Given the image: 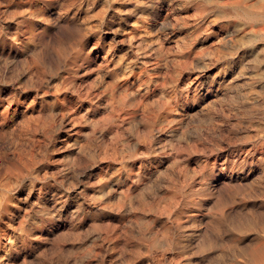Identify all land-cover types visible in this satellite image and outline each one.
I'll return each instance as SVG.
<instances>
[{"label":"rangeland","instance_id":"374dc122","mask_svg":"<svg viewBox=\"0 0 264 264\" xmlns=\"http://www.w3.org/2000/svg\"><path fill=\"white\" fill-rule=\"evenodd\" d=\"M168 1L169 2H167V0H0V27L2 29H0V34H2L0 35V137L2 138H0V157H2L0 158V264H146L147 262L148 264H196V262L197 264H202V262L206 260L207 261L203 264H206L208 262V264H255L259 260L260 256H264V236H262L264 235V229H262L264 228V19L259 20L258 18H248L242 12L243 8H245L248 9V11H250L251 13L259 15L263 11L264 1L235 0L234 2V0H224V2L223 0H206V4L205 2H203V0ZM119 2L121 5L119 4ZM260 3H262L263 5ZM234 4H236L237 6ZM134 6H136L137 8ZM256 9H259L260 11H256ZM123 22L125 23V25ZM135 23L137 26L135 25ZM103 24L105 27L103 26ZM75 25L77 27H75ZM218 25L221 28H219ZM235 27L237 28L236 30ZM72 28H74V30H72ZM252 28L254 29L252 30ZM203 29L206 30L203 31ZM199 32L201 33L199 34ZM138 33L142 36L138 35ZM192 33L194 36H192ZM226 33L227 35L230 34L228 37H231L226 38ZM232 33L235 34V36ZM130 34L133 36H131ZM248 34L251 36V38ZM150 35H152L153 38ZM244 36L248 38H245ZM59 37L61 40L59 39ZM135 37L139 38H137L136 40ZM192 37L193 39H191ZM236 37L237 39H235ZM253 37H256V39H253ZM82 38L83 40H81ZM249 38L251 41L249 40ZM257 38L259 41L257 40ZM99 39L101 40L98 41ZM127 41L129 42V44L127 43ZM138 41L140 43H137ZM154 41H157V43ZM215 41L219 43L221 42V47L219 46V43ZM144 42L146 43V45ZM191 42L194 43V45ZM141 43L142 45L140 46ZM151 43L154 45H152ZM213 43L215 45H212ZM65 44L67 45L65 46ZM105 45L106 47H104ZM139 46L140 48H138ZM199 46L201 48H199ZM202 46L204 48H202ZM245 46L247 47V50L245 49ZM161 47L162 49H160ZM61 48L63 52H61ZM107 48L108 50H110L108 51ZM137 49L138 51L140 50L141 53L138 52ZM221 50H223L224 53ZM60 52L62 54H60ZM123 52L125 53L124 55ZM59 54L61 58L57 57ZM223 55L225 58L221 57ZM137 56L140 58H138ZM238 56H240L241 58ZM125 58L127 60H125ZM130 58L132 62L130 61ZM33 59H35V61ZM26 60H28V62ZM70 60H73V62H71ZM151 61L153 63H151ZM154 61H156V63ZM162 61L165 63H163ZM103 62H105L106 64ZM147 62L148 64H146ZM200 63L202 64V67ZM28 64L30 65V67H27L29 66ZM66 64L68 65V67ZM152 64L153 66H155L153 67ZM158 65H160L159 68H157ZM206 66L208 68H210L211 66V68H207V70ZM203 67L205 69H203ZM27 69L31 70L29 71ZM123 69H125V71ZM92 70H94V73ZM138 71H140L141 73ZM146 71L149 74H147ZM123 73L125 76L123 75ZM26 74L30 75L28 76ZM139 75L141 76L140 80ZM126 76L129 77L126 78ZM195 78L197 79V81ZM189 79L192 81H189ZM153 80L155 81V83ZM3 81L6 84L4 83L3 85ZM59 83L61 86L59 85ZM16 84L17 88L15 87ZM103 84H106V86H104ZM188 84L191 88L188 86ZM99 85L101 86L99 87ZM108 85H110L109 88L107 87ZM103 87L105 88L103 89ZM85 88L88 89L84 90ZM95 88L97 91L94 90ZM46 90L47 93L45 92ZM74 90H76L77 93ZM156 90L159 91L156 92ZM136 91H138V93ZM134 92L135 94H132ZM97 93L100 97H97ZM123 93H125L126 95H123ZM141 93L144 95H142ZM20 94L21 96H19ZM110 96L111 99H109ZM133 96H136V98H133ZM121 97L122 99H126V102L123 101L124 105L120 100ZM134 99H136V101ZM54 100L56 101V103L52 102ZM170 100L174 101L171 102ZM12 102H14V104ZM26 105L28 106V108ZM117 107L119 108L117 109ZM88 108L91 109L89 110ZM91 110H94V112ZM106 110L109 111L108 114ZM145 110L148 112H146ZM82 111H84V113L86 114H84ZM69 113L72 114L69 115ZM129 113L132 115H130ZM33 114H36L37 117ZM145 114L149 116L147 117ZM77 115L80 117L82 116L83 118H80ZM141 115L143 117H141ZM84 116L87 118H85ZM151 116H153V119L151 118ZM31 117H34L35 120ZM67 119H69L70 122ZM149 119L151 122H149ZM25 120L27 123L25 122ZM114 121L116 122V124ZM22 122L24 124H22ZM65 122L68 124H66ZM105 123L106 125H104ZM22 126L24 129L22 128ZM31 126L33 129L31 128ZM19 127H21V129L24 131L20 130ZM26 127L30 129H26ZM163 127L165 128L163 129ZM16 130L18 132H16ZM33 130L35 131V135H33L34 133H32ZM40 131L41 133H39ZM65 132L67 133L65 134ZM122 132H124V136L121 135ZM51 134L53 135L51 136ZM19 135L23 138H20ZM153 136L154 138L156 137L155 140ZM169 136L172 138H170ZM26 137L28 141L26 140ZM139 137H141V139ZM150 138H152V140H150ZM38 139L42 142L40 141L39 143ZM133 139H135V141ZM20 140L23 141L20 142ZM48 140L50 141L48 142ZM146 140L147 142L145 143ZM148 141H150V144ZM25 142H28V145ZM17 143L19 144L17 145L18 147L16 146ZM46 143H50V146H47ZM88 143H91L93 147ZM25 144L27 146L24 147L23 145ZM40 146H47L46 148L49 147V149L46 150V148H40ZM86 146L90 147L87 148ZM93 148L94 151H92ZM24 149L25 153L23 152ZM69 149L71 152L69 151ZM120 149L122 154L120 153ZM14 150H17V153H15ZM39 150H41V153H39ZM122 150L125 152H123ZM18 151H20L21 154ZM139 152L141 155L139 154ZM28 155H31V157L29 158ZM139 155L140 157H138ZM3 156H9L8 159L10 161ZM18 157L22 159V161ZM79 157L81 160H79ZM100 157H102L104 160H102L101 158L100 161ZM155 157L157 158V160ZM13 160H15L14 162L16 163H14ZM2 161L4 162V164H2ZM56 161L59 162L56 163ZM63 161L66 163V165L65 163H63ZM205 162L207 163V165H205ZM183 164H185V166ZM3 165H6L7 167L5 168L3 167ZM116 165L120 168H118ZM202 165L204 166L202 167ZM23 166L25 167V169ZM127 166L129 167L128 170ZM168 166L171 168H169ZM191 167L194 168L192 169ZM166 169H169L170 171ZM27 171L29 172L26 173ZM71 171L74 172L72 173ZM110 172L112 173L111 175ZM197 172H201L200 174L198 173L199 177L197 175ZM76 173L77 177L75 175ZM167 173L170 174L168 175ZM92 174L95 175L93 176ZM39 175L42 176V178ZM1 180H3L4 182L2 181V183ZM155 180L156 183H154ZM82 181L84 182L82 183ZM141 181L143 183H141ZM116 182L119 185H117ZM8 183L10 184V186H8ZM110 184H112V186ZM139 184L142 185L140 186ZM43 185L44 187H42ZM175 185H178V187ZM190 185L192 186V188ZM35 187L37 191L35 190ZM5 188L7 189L5 190ZM69 188L72 189L69 190ZM58 189L61 191L59 192ZM201 189L202 191L201 193H199ZM117 191L122 195H119ZM172 193L176 194L172 195ZM208 193L210 195H208ZM169 194H171L172 196ZM200 194L201 196L198 197V195ZM12 196L15 197L12 198ZM203 196L206 199H204ZM101 198L103 199L101 200ZM55 199L59 203H56ZM66 200L68 202H66ZM175 200L179 203H176ZM185 201L190 204L184 206L187 204ZM136 202L137 204L139 202L140 205H136ZM77 203L78 205H76ZM58 204H60V206ZM176 205L178 206L176 207ZM34 206L36 208H34ZM38 207L42 208V210ZM25 209L27 212L25 211ZM86 209L89 211H87ZM114 210L116 211L114 212ZM101 211L103 212V214L101 213ZM31 213L34 214V216L31 215ZM196 214L197 216H193ZM120 216H123L124 218ZM128 216L130 217L131 222H129L130 220ZM205 217L207 218L206 220ZM212 217H215L217 219H212ZM9 219H11L12 221ZM16 219H18L17 222ZM21 219L23 221H21ZM29 220L32 223L29 222L28 225ZM214 221L219 222L216 223ZM112 223L117 225L114 226ZM199 223H201L203 229L201 228V225ZM91 224L92 227H90ZM217 224H222L223 226L219 225L218 227ZM163 225H165L166 227ZM206 225H210L211 228ZM125 226L128 228H126ZM26 227L27 229H25ZM159 227H161L162 229H160ZM17 228L20 229V232H18V230L16 231ZM122 228L123 230L121 233L120 229ZM203 230H205L206 232ZM221 230L223 231L221 232ZM189 231L191 235L189 234ZM202 231L205 233H203ZM27 233L29 236L27 235ZM128 233L129 236L127 235ZM223 234L227 237H225ZM1 235L3 236V239L1 238ZM81 235H83V237ZM61 236H64L62 237L63 239L60 238ZM130 236H132V239L129 238ZM133 236L136 238H134ZM17 237L19 240L17 239ZM70 237H72V239ZM103 237H105V239H102ZM121 237L122 239H120ZM260 237L263 239H261ZM58 239H60L59 243H57ZM50 240L53 241L50 242ZM225 240H227L228 243ZM182 241L185 243V245H187V247L183 245L184 243ZM223 241L225 243H222ZM64 243L65 245H63ZM97 243L99 244V246L96 245ZM193 243L195 244V246L193 245ZM56 244L57 246L55 247ZM58 245L61 246V248ZM140 245L141 248L139 247ZM123 246L125 248H123ZM260 246L263 248H261ZM46 247L49 250H46ZM98 247L101 248L99 249ZM144 248L146 249V251H144ZM56 251L59 253V256ZM6 252L8 253L4 254ZM43 252L46 253L43 254ZM83 252L86 254L83 255ZM176 252L178 253V256ZM222 252L224 253V255L222 254ZM80 254L83 255L84 258H81L82 256ZM47 255H49V257ZM124 255H126V257ZM224 256H226L229 260ZM182 257H185L187 260ZM51 258H55L56 260L54 259L55 261L53 260V262ZM125 258L128 259L126 260ZM49 259L52 263L49 261ZM160 259L162 260V262ZM109 261L111 263H109Z\"/></svg>","mask_w":264,"mask_h":264},{"label":"bare ground","instance_id":"6f19581e","mask_svg":"<svg viewBox=\"0 0 264 264\" xmlns=\"http://www.w3.org/2000/svg\"><path fill=\"white\" fill-rule=\"evenodd\" d=\"M118 1H120V0H118ZM180 1H181V0H180ZM182 1H183V0H182ZM184 1H185V0H184ZM223 1H224V0H223ZM228 1H229V0H228ZM240 1H241V0H240ZM251 1H253V0H251ZM254 1H257V0H254ZM263 1H264V0H263ZM263 1H262V2H263ZM165 2H166V1H165ZM167 2H169V1L167 0ZM188 2H189V1H188ZM203 2H205V4H206V0H205V1L203 0ZM219 2H221V1H219ZM224 2H225V1H224ZM234 2H235V0H234ZM102 3H103V2H102ZM125 3H126V2H125ZM144 3H145V2H144ZM150 3H151V2H150ZM196 3H197V2H196ZM209 3H210V2H209ZM245 3H246V2H245ZM249 3H250V2H249ZM251 3H252V2H251ZM253 3H255V2H253ZM119 4H120V2H119ZM133 4H134V3H133ZM133 4H132V5H133ZM147 4H148V3H147ZM198 4H199V3H198ZM218 4H219V3H218ZM220 4H221V3H220ZM232 4H233V3H232ZM260 4H262V3H260ZM101 5H102V4H101ZM104 5H105V4H104ZM120 5H121V4H120ZM193 5H194V4H193ZM234 5H236V4H234ZM234 5H233V6H234ZM245 5H246V4H245ZM248 5H249V4H248ZM262 5H263V4H262ZM102 6H103V5H102ZM114 6H115V5H114ZM122 6H123V5H122ZM154 6H155V5H154ZM156 6H157V5H156ZM216 6H217V5H216ZM236 6H237V5H236ZM251 6H252V5H251ZM120 7H121V6H120ZM134 7H136V6H134ZM151 7H152V6H151ZM221 7H222V6H221ZM246 7H247V6H246ZM261 7H262V6H261ZM263 7H264V6H263ZM136 8H137V7H136ZM152 8H153V7H152ZM203 8H204V7H203ZM228 8H230V7H228ZM251 8H252V7H251ZM253 8H256V7H253ZM125 9H126V8H125ZM115 10H117V9H115ZM145 10H146V9H145ZM148 10H151V9H148ZM158 10H159V9H158ZM201 11H203V10H201ZM256 11H260V10H259V9H256ZM261 11H262V10H261ZM133 12H134V10H133ZM142 12H143V11H142ZM150 12H151V11H150ZM156 12H157V11H156ZM156 12H155V13H156ZM242 12H243V14L246 15L248 18H249V17H250V18H258L259 20L264 19V8H263L262 13H260L259 15H255V14L251 13L250 11H248V9H245V8H243ZM195 13H196V12H195ZM110 14H111V13H110ZM157 14H158V13H157ZM117 15H118V14H117ZM151 15H152V14H151ZM199 15H200V14H199ZM201 15H202V14H201ZM100 16H101V15H100ZM111 16H112V15H111ZM135 16H136V15H135ZM152 16H153V15H152ZM224 17H225V16H224ZM70 18H71V17H70ZM101 18H102V17H101ZM110 18H111V17H110ZM121 18H122V17H121ZM219 18H220V17H219ZM71 19H72V18H71ZM99 19H100V18H99ZM156 19H157V18H156ZM110 20H111V19H110ZM157 20H158V19H157ZM219 20H220V19H219ZM251 20H252V19H251ZM105 21H106V20H105ZM107 21H108V20H107ZM119 21H121V20H119ZM81 22H82V21H81ZM90 22H91V21H90ZM133 22H134V21H133ZM133 22H132V23H133ZM136 22H137V21H136ZM154 22H155V21H154ZM230 22H231V21H230ZM78 23H79V22H78ZM95 23H96V22H95ZM97 23H98V22H97ZM120 23H121V22H120ZM123 23H124V22H123ZM158 23H159V22H158ZM249 23H250V22H249ZM252 23H253V22H252ZM105 24H106V23H105ZM130 24H131V23H130ZM155 24H156V23H155ZM227 24H228V23H227ZM81 25H82V24H81ZM124 25H125V23H124ZM132 25H133V24H132ZM135 25H136V23H135ZM151 25H152V24H151ZM220 25H221V24H220ZM225 25H226V24H225ZM233 25H234V23H233ZM235 25H236V24H235ZM9 26H10V25H9ZM91 26H92V25H91ZM103 26H104V24H103ZM136 26H137V25H136ZM157 26H158V25H157ZM4 27H5V26H4ZM68 27H69V26H68ZM75 27H77V26L75 25ZM104 27H105V26H104ZM126 27H128V26H126ZM130 27H131V26H130ZM218 27H219V25H218ZM233 27H234V26H233ZM250 27H251V26H250ZM108 28H109V27H108ZM115 28H116V27H115ZM120 28H121V27H120ZM122 28H123V27H122ZM219 28H221V27H219ZM225 28H226V26H225ZM0 29H1V27H0ZM70 29H71V28H70ZM77 29H78V28H77ZM139 29H140V27H139ZM232 29H234V28H232ZM236 29H237V28L235 27V30H236ZM240 29H241V28H240ZM243 29H245V28H243ZM246 29H247V28H246ZM253 29H254V28H252V30H253ZM257 29H258V28H257ZM257 29H256V30H257ZM1 30H2V29H1ZM16 30H17V29H16ZM72 30H74V28H72ZM81 30H82V29H81ZM83 30H84V29H83ZM89 30H90V29H89ZM122 30H123V29H122ZM132 30H133V29H132ZM137 30H138V29H137ZM137 30H136V31H137ZM186 30H187V29H186ZM204 30H206V29H203V31H204ZM219 30H220V29H219ZM6 31H7V30H6ZM17 31H18V30H17ZM96 31H98V30H96ZM134 31H135V30H134ZM145 31H146V30H145ZM188 31H189V30H188ZM207 31H208V30H207ZM207 31H206V32H207ZM228 31H229V30H228ZM245 31H247V30H245ZM80 32H81V31H80ZM113 32H114V31H113ZM140 32H141V31H140ZM222 32H223V31H222ZM230 32H231V31H230ZM241 32H242V31H241ZM253 32H254V31H253ZM7 33H8V32H7ZM12 33H13V31H12ZM82 33H83V32H82ZM82 33H81V34H82ZM129 33H130V32H129ZM143 33H144V32H143ZM184 33H185V31H184ZM188 33H190V32H188ZM193 33H194V32H193ZM193 33H192V36H194ZM200 33H201V32H199V34H200ZM234 33H235V32H234ZM18 34H19V33H18ZM90 34H91V33H90ZM90 34H89V35H90ZM150 34H151V33H150ZM232 34H233V33H232ZM237 34H238V33H237ZM244 34H245V33H244ZM262 34H263V33H262ZM0 35H2V34H0ZM82 35H83V34H82ZM95 35H96V34H95ZM105 35H106V34H105ZM117 35H118V34H117ZM130 35H131V34H130ZM130 35H129V36H130ZM138 35H140V34L138 33ZM138 35H137V36H138ZM143 35H144V34H143ZM183 35H184V34H183ZM186 35H188V34H186ZM190 35H191V34H190ZM205 35H206V33H205ZM224 35H225V34H224ZM224 35H223V36H224ZM226 35H227V33H226ZM229 35H230V34H229ZM229 35H227L226 38H227ZM233 35L235 36V34H233ZM248 35H249V34H248ZM253 35H254V34H253ZM16 36H17V35H16ZM18 36H19V35H18ZM84 36H85V35H84ZM127 36H128V35H127ZM131 36H133V35H131ZM131 36H130V37H131ZM134 36H135V35H134ZM140 36H142V35H140ZM150 36L152 37V35H150ZM155 36H156V35H155ZM208 36H209V35H208ZM246 36H247V35H246ZM249 36H250V35H249ZM3 37H4V36H3ZM10 37H11V36H10ZM68 37H69V36H68ZM71 37H72V36H71ZM125 37H126V36H125ZM144 37H145V36H144ZM151 37H150V38H151ZM185 37H186V36H185ZM195 37H196V36H195ZM199 37H200V36H199ZM230 37H231V36H230ZM230 37H228V38H230ZM244 37H245V36H244ZM7 38H8V37H7ZM79 38H80V36H79ZM83 38H84V37H83ZM83 38H82L81 40H83ZM95 38H96V37H95ZM95 38H94V39H95ZM120 38H121V37H120ZM137 38H139V37H137ZM137 38L135 37L136 40H137ZM150 38H149V39H150ZM152 38H153V37H152ZM157 38H158V37H157ZM202 38H203V37H202ZM245 38H248V37H245ZM250 38H251V36H250ZM250 38H249V40H250ZM254 38L256 39V37H253V39H254ZM5 39H6V38H5ZM59 39H60V37H59ZM96 39H97V38H96ZM110 39H111V38H110ZM126 39H127V38H126ZM129 39H130V38H129ZM145 39H147V38H145ZM191 39H193V37H192ZM191 39H189V40H191ZM205 39H206V38H205ZM215 39H216V38H215ZM223 39H224V38H223ZM235 39H237V37H236ZM235 39H234V40H235ZM10 40H11V39H10ZM18 40H19V39H18ZM60 40H61V39H60ZM100 40H101V39H99L98 41H100ZM111 40H112V39H111ZM131 40H132V39H131ZM138 40H139V39H138ZM142 40H143V39H142ZM208 40H209V39H208ZM226 40H227V39H226ZM230 40H231V39H230ZM257 40H258V38H257ZM14 41H15V40H14ZM79 41H80V40H79ZM117 41H118V40H117ZM128 41H129V40H128ZM128 41H127V43L129 44ZM202 41H203V39H202ZM235 41H236V40H235ZM246 41H247V39H246ZM250 41H251V40H250ZM252 41H253V40H252ZM258 41H259V40H258ZM10 42H12V41H10ZM119 42H120V40H119ZM119 42H118V43H119ZM145 42H146V41H145ZM145 42H144V43H145ZM149 42H150V41H149ZM154 42L157 43V41H154ZM154 42H152V43H154ZM192 42H193V41H192ZM192 42H191V43H192ZM211 42H212V41H211ZM215 42H217V41H215ZM215 42H214V43H215ZM242 42H243V41H242ZM244 42H245V41H244ZM248 42H249V41H248ZM64 43H65V42H64ZM98 43H99V42H98ZM98 43H97V44H98ZM101 43H102V42H101ZM114 43H115V42H114ZM124 43H125V42H124ZM134 43H135V42H134ZM137 43H140V42L138 41ZM152 43H151V44H152ZM206 43H207V42H206ZM214 43H213L212 45H215ZM217 43H219V42H217ZM228 43H229V42H228ZM237 43H238V42H237ZM245 43H246V42H245ZM245 43H244V45H245ZM15 44H16V42H15ZM61 44H62V42H61ZM110 44H111V43H110ZM110 44H109V45H110ZM119 44H120V43H119ZM158 44H159V43H158ZM192 44L194 45V43H192ZM209 44H210V43H209ZM220 44H221V42L219 43V46H220ZM224 44H225V43H224ZM232 44H233V43H232ZM251 44H252V43H251ZM63 45H64V44H63ZM66 45H67V44H65V46H66ZM68 45H69V44H68ZM91 45H92V44H91ZM94 45H95V44H94ZM94 45H93V46H94ZM141 45H142V43L140 44V46H141ZM145 45H146V43H145ZM152 45H154V44H152ZM216 45H217V44H216ZM235 45H236V44H235ZM60 46H61V45H60ZM116 46H117V45H116ZM135 46H136V45H135ZM140 46H139L138 48H140ZM160 46H161V44H160ZM238 46H239V44H238ZM254 46H255V45H254ZM98 47H99V45H98ZM100 47H101V46H100ZM104 47H106V45H105ZM143 47H145V46H143ZM150 47H152V46H150ZM212 47H213V46H212ZM220 47H221V46H220ZM241 47H242V45H241ZM263 47H264V46H263ZM108 48H109V47H108ZM108 48H107V50H108ZM110 48H111V47H110ZM115 48H116V47H115ZM120 48H121V47H120ZM125 48H126V47H125ZM136 48H137V47H136ZM136 48H135V49H136ZM148 48H149V47H148ZM189 48H190V47H189ZM192 48H193V47H192ZM199 48H201V47L199 46ZM199 48H198V50H199ZM202 48H204V47L202 46ZM227 48H228V47H227ZM233 48H234V47H233ZM252 48H254V47H252ZM56 49H57V48H56ZM94 49H95V48H94ZM142 49H143V48H142ZM153 49H154V47H153ZM160 49H162V47H161ZM179 49H180V48H179ZM179 49H178V50H179ZM186 49H187V48H186ZM196 49H197V48H196ZM245 49L247 50V47H246V46H245ZM245 49H244V51H245ZM58 50H59V48H58ZM61 50H62V48H61ZM61 50H60V51H61ZM68 50H69V49H68ZM86 50H87V48H86ZM105 50H106V49H105ZM109 50H110V49H109ZM109 50H108V51H109ZM189 50H190V49H189ZM225 50H226V48H225ZM225 50H224V51H225ZM72 51H73V50H72ZM97 51H98V50H97ZM137 51H138V49H137ZM137 51H136V52H137ZM149 51H150V50H149ZM151 51H152V50H151ZM192 51H193V50H192ZM221 51L223 52V50H221ZM227 51H228V50H227ZM241 51H242V50H241ZM61 52H63V50H62ZM61 52H60V54H62ZM64 52H65V51H64ZM69 52H70V51H69ZM105 52H106V51H105ZM110 52H111V51H110ZM131 52H132V51H131ZM133 52H135V51H133ZM138 52H140V50H139ZM155 52H156V51H155ZM157 52H158V51H157ZM222 52H221V53H222ZM232 52H233V51H232ZM248 52H249V51H248ZM250 52H251V51H250ZM28 53H29V52H28ZM86 53H87V52H86ZM119 53H120V52H119ZM119 53H118V54H119ZM126 53H127V51H126ZM140 53H141V52H140ZM184 53H186V52H184ZM184 53H183V54H184ZM218 53H219V52H218ZM221 53H220V54H221ZM223 53H224V52H223ZM227 53H228V52H227ZM56 54H57V50H56ZM60 54H59L58 56H57V55H56V56H57V57H60ZM67 54H68V53H67ZM72 54H73V53H72ZM124 54H125V53L123 52V55H124ZM150 54H151V53H150ZM158 54H159V53H158ZM160 54H161V53H160ZM162 54H163V53H162ZM27 55H28V54H27ZM79 55H80V53H79ZM105 55H106V54H105ZM110 55H111V54H110ZM120 55H121V54H120ZM145 55H148V54H145ZM191 55H193V54H191ZM215 55H216V54H215ZM23 56H24V55H23ZM61 56H62V55H61ZM116 56H117V55H116ZM135 56H136V55H135ZM156 56H157V55H156ZM187 56H188V55H187ZM200 56H201V55H200ZM230 56H231V55H230ZM57 57H56V58H57ZM76 57H77V55H76ZM89 57H90V56H89ZM102 57H103V56H102ZM137 57H138V56H137ZM145 57H146V56H145ZM151 57H153V56H151ZM185 57H186V56H185ZM217 57H218V56H217ZM221 57L223 58L224 55L221 56ZM227 57H228V56H227ZM238 57H240V56H238ZM238 57H237V58H238ZM26 58H27V57H26ZM60 58H61V57H60ZM62 58H63V57H62ZM73 58H75V57H73ZM110 58H111V57H110ZM123 58H124V57H123ZM131 58H132V57H131ZM131 58H130V61H131ZM138 58H140V57H138ZM163 58H164V56H163ZM189 58H190V57H189ZM196 58H197V57H196ZM224 58H225V57H224ZM240 58H241V57H240ZM240 58H239V59H240ZM50 59H51V58H50ZM63 59H64V58H63ZM70 59H72V58H70ZM99 59H100V58H99ZM134 59H135V58H134ZM146 59H147V58H146ZM212 59H213V58H212ZM214 59H215V57H214ZM219 59H220V58H219ZM19 60H20V59H19ZM28 60H29V59H28ZM28 60H26V61L28 62ZM33 60L35 61V59H33ZM60 60H61V59H60ZM66 60H67V59H66ZM74 60H75V59H74ZM110 60H111V59H110ZM125 60H127V59L125 58ZM128 60H129V59H128ZM152 60H153V59H152ZM155 60H156V59H155ZM157 60H158V59H157ZM217 60H218V59H217ZM222 60H223V59H222ZM17 61H18V60H17ZM22 61H23V60H22ZM30 61H31V60H30ZM38 61H39V60H38ZM55 61H56V60H55ZM55 61H54V62H55ZM70 61H71V60H70ZM100 61H101V60H100ZM103 61H104V60H103ZM149 61H150V60H149ZM235 61H236V60H235ZM62 62H63V60H62ZM65 62H66V61H65ZM71 62H73V60H72ZM95 62H96V61H95ZM114 62H115V61H114ZM124 62H126V61H124ZM131 62H132V61H131ZM154 62L156 63V61H154ZM162 62H163V61H162ZM162 62H161V64H162ZM211 62H212V61H211ZM68 63H69V62H68ZM103 63H105V62H103ZM117 63H118V61H117ZM149 63H150V62H149ZM151 63H153V62L151 61ZM163 63H165V62H163ZM204 63H205V62H204ZM56 64H57V62H56ZM73 64H74V63H73ZM97 64H98V63H97ZM99 64H100V63H99ZM101 64H102V62H101ZM105 64H106V63H105ZM137 64H138V63H137ZM137 64H136V65H137ZM146 64H148V62H147ZM146 64H145V65H146ZM213 64H214V63H213ZM234 64H235V63H234ZM28 65H29V64H28ZM66 65H67V64H66ZM80 65H81V63H80ZM103 65H104V64H103ZM107 65H108V64H107ZM118 65H119V64H118ZM126 65H127V64H126ZM126 65H124V66H126ZM128 65H129V64H128ZM200 65H201V67H202V64H201V63H200ZM34 66H36V65H34ZM69 66H70V64H69ZM105 66H106V65H105ZM108 66H109V65H108ZM114 66H115V65H114ZM116 66H117V65H116ZM121 66H122V65H121ZM129 66H130V65H129ZM132 66H133V65H132ZM152 66H153V64H152ZM154 66H155V65H154ZM154 66H153V67H154ZM159 66H160V65H158L157 68H159ZM204 66H205V65H204ZM211 66H212V64H211ZM211 66H210V68H211ZM27 67H30V65L27 66ZM31 67H32V66H31ZM54 67H55V65H54ZM67 67H68V65H67ZM71 67H72V65H71ZM85 67H86V66H85ZM142 67H143V66H142ZM213 67H215V66H213ZM217 67H218V66H217ZM221 67H222V66H221ZM36 68H37V67H36ZM105 68H106V67H105ZM122 68H123V67H122ZM135 68H136V67H135ZM143 68H144V67H143ZM163 68H164V66H163ZM207 68H208V67L206 66V69H207ZM210 68H208V69H210ZM219 68H220V67H219ZM33 69H34V67H33ZM52 69H54V68H52ZM62 69H63V68H62ZM95 69H96V68H95ZM95 69H94V70H95ZM110 69H112V68H110ZM126 69H127V67H126ZM140 69H141V68H140ZM140 69H139V70H140ZM146 69H147V68H146ZM150 69H151V68H150ZM203 69H205V68L203 67ZM208 69H207V70H208ZM216 69H217V68H216ZM27 70H29V69H27ZM30 70H31V69H30ZM30 70H29V71H30ZM39 70H40V69H39ZM75 70H77V69H75ZM79 70H80V69H79ZM94 70H92L93 73H94ZM114 70H115V68H114ZM123 70L125 71V69H123ZM135 70H137V69H135ZM201 70H202V69H201ZM207 70H206V71H207ZM71 71H72V70H71ZM98 71H99V70H98ZM100 71H101V70H100ZM124 71H123V72H124ZM199 71H200V70H199ZM138 72H140V71H138ZM138 72H137V73H138ZM152 72H153V71H152ZM155 72H156V71H155ZM157 72H159V71H157ZM160 72H161V71H160ZM202 72H203V71H202ZM219 72H220V70H219ZM32 73H33V72H32ZM32 73H31V75H32ZM35 73H36V72H35ZM43 73H44V72H43ZM68 73H69V72H68ZM72 73H73V72H72ZM87 73H88V72H87ZM128 73H129V72H128ZM140 73H141V72H140ZM146 73H147V71H146ZM162 73H163V72H162ZM208 73H209V72H208ZM41 74H42V73H41ZM55 74H56V73H55ZM82 74H83V72H82ZM90 74H91V72H90ZM101 74H102V73H101ZM120 74H122V73H120ZM125 74H126V73H125ZM147 74H149V73H147ZM197 74H198V73H197ZM205 74H206V73H205ZM216 74H217V73H216ZM221 74H222V73H221ZM26 75H28V74H26ZM29 75H30V74H29ZM29 75H28V76H29ZM80 75H81V74H80ZM84 75H85V74H84ZM88 75H89V74H88ZM94 75H95V74H94ZM118 75H119V74H118ZM123 75H124V73H123ZM142 75H143V74H142ZM157 75H158V73H157ZM161 75H162V74H161ZM161 75H160V76H161ZM212 75H214V74H212ZM219 75H220V73H219ZM34 76H35V75H34ZM66 76H67V74H66ZM70 76H72V75H70ZM76 76H77V75H76ZM76 76H75V77H76ZM119 76H120V75H119ZM124 76H125V75H124ZM132 76H133V75H132ZM137 76H138V75H137ZM143 76H144V75H143ZM153 76H154V75H153ZM199 76H200V75H199ZM224 76H225V75H224ZM62 77H63V76H62ZM62 77H61V78H62ZM64 77H65V76H64ZM77 77H78V76H77ZM97 77H98V76H97ZM97 77H96V78H97ZM99 77H100V76H99ZM103 77H104V75H103ZM127 77H129V76H126V78H127ZM140 77H141V76L139 75V80H140ZM34 78H35V77H34ZM34 78H33V80H34ZM45 78H46V77H45ZM45 78H44V79H45ZM71 78H72V77H71ZM80 78H81V77H80ZM101 78H102V77H101ZM116 78H117V77H116ZM136 78H137V77H136ZM159 78H160V77H159ZM197 78H198V77H197ZM216 78H217V77H216ZM54 79H55V78H54ZM73 79H75V78H73ZM73 79H72V80H73ZM103 79H104V78H103ZM153 79H154V78H153ZM160 79H161V78H160ZM160 79H159V80H160ZM191 79H192V78H191ZM195 79H196V78H195ZM212 79H213V78H212ZM20 80H21V79H20ZM36 80H37V79H36ZM36 80H35V81H36ZM51 80H52V79H51ZM72 80H71V81H72ZM94 80H95V79H94ZM115 80H116V79H115ZM120 80H121V79H120ZM156 80H157V79H156ZM213 80H214V79H213ZM37 81H38V80H37ZM90 81H91V80H90ZM99 81H100V80H99ZM102 81H103V80H102ZM123 81H124V80H123ZM137 81H138V80H137ZM142 81H143V80H142ZM153 81H154V80H153ZM189 81H192V80L189 79ZM194 81H195V80H194ZM194 81H193V82H194ZM196 81H197V79H196ZM196 81H195V82H196ZM23 82H24V81H23ZM33 82H34V81H33ZM40 82H41V81H40ZM49 82H50V81H49ZM49 82H48V83H49ZM66 82H67V81H66ZM92 82H93V80H92ZM97 82H98V81H97ZM114 82H115V81H114ZM114 82H113V83H114ZM121 82H122V81H121ZM121 82H120V83H121ZM125 82H126V81H125ZM4 83H5V82L3 81V85H4ZM8 83H9V82H8ZM21 83H22V82H21ZM37 83H38V82H37ZM62 83H63V82H62ZM85 83H86V82H85ZM99 83H100V82H99ZM116 83H117V82H116ZM129 83H131V82H129ZM134 83H135V82H134ZM141 83H142V82H141ZM154 83H155V81H154ZM190 83H191V82H190ZM198 83H199V82H198ZM213 83H214V82H213ZM216 83H217V82H216ZM221 83H222V82H221ZM221 83H220V84H221ZM5 84H6V83H5ZM18 84H19V82H18ZM49 84H50V83H49ZM71 84H72V83H71ZM97 84H98V83H97ZM111 84H112V83H111ZM159 84H160V82H159ZM159 84H158V85H159ZM162 84H163V83H162ZM162 84H161V85H162ZM13 85H14V84H13ZM59 85H60V83H59ZM62 85H63V84H62ZM81 85H82V84H81ZM103 85H104V84H103ZM133 85H134V84H133ZM155 85H156V84H155ZM197 85H198V84H197ZM221 85H222V84H221ZM32 86H33V85H32ZM36 86H37V85H36ZM36 86H35V87H36ZM39 86H40V85H39ZM56 86H57V85H56ZM60 86H61V85H60ZM74 86H75V85H74ZM100 86H101V85H99V87H100ZM104 86H106V84H105ZM109 86H110V85H108L107 87L109 88ZM111 86H112V85H111ZM139 86H140V85H139ZM162 86H163V85H162ZM186 86H187V85H186ZM188 86H189V84H188ZM4 87H5V86H4ZM15 87L17 88V84H16ZM35 87H34V88H35ZM44 87H45V86H44ZM83 87H84V86H83ZM85 87H86V86H85ZM112 87H113V86H112ZM119 87H120V86H119ZM128 87H129V86H128ZM135 87H136V86H135ZM154 87H155V86H154ZM160 87H161V86H160ZM189 87H190V86H189ZM198 87H199V86H198ZM198 87H197V88H198ZM6 88H7V87H6ZM34 88H32V89H34ZM52 88H53V87H52ZM52 88H51V90H52ZM69 88H70V87H69ZM92 88H93V87H92ZM97 88H98V86H97ZM104 88H105V87H103V89H104ZM139 88H140V87H139ZM164 88H165V87H164ZM183 88H184V87H183ZM190 88H191V87H190ZM217 88H218V87H217ZM10 89H11V88H10ZM24 89H25V88H24ZM38 89H39V87H38ZM72 89H73V88H72ZM78 89H79V88H78ZM87 89H88V88H87ZM87 89L85 88L84 90H87ZM101 89H102V88H101ZM110 89H111V87H110ZM125 89H126V88H125ZM136 89H137V88H136ZM148 89H149V88H148ZM162 89H163V87H162ZM185 89H186V88H185ZM222 89H223V88H222ZM222 89H220V90H222ZM21 90H22V89H21ZM28 90H29V89H28ZM44 90H45V89H44ZM82 90H83V89H82ZM82 90H81V91H82ZM94 90H96V88H95ZM99 90H100V89H99ZM114 90H116V89H114ZM117 90H118V89H117ZM132 90H133V89H132ZM160 90H161V89H160ZM190 90H191V89H190ZM4 91H5V90H4ZM74 91L77 93L76 90H74ZM81 91H80V92H81ZM96 91H97V90H96ZM109 91H110V90H109ZM119 91H120V90H119ZM119 91H118V92H119ZM129 91H130V89H129ZM158 91H159V90H158ZM158 91L156 90V92H158ZM10 92H11V91H10ZM17 92H18V90H17ZM39 92H40V91H39ZM43 92H44V91H43ZM45 92L47 93V90H46ZM72 92H73V91H72ZM83 92H84V91H83ZM94 92H95V91H94ZM98 92H99V91H98ZM112 92H114V91H112ZM131 92H132V91H131ZM136 92L138 93V91H136ZM139 92H140V89H139ZM219 92H220V91H219ZM1 93H2V92H1ZM14 93H15V92H14ZM41 93H42V92H41ZM92 93H93V92H92ZM92 93H91V95H92ZM95 93H96V92H95ZM100 93H101V92H100ZM121 93H122V91H121ZM137 93H136V94H137ZM207 93H208V92H207ZM16 94H17V93H16ZM51 94H52V93H51ZM74 94H75V93H74ZM80 94H81V93H80ZM97 94H98V93H97ZM101 94H102V93H101ZM105 94H106V93H105ZM108 94H109V93H108ZM112 94H114V93H112ZM124 94H125V93H123V95H124ZM132 94H135V92L132 93ZM141 94H142V93H141ZM150 94H151V93H150ZM24 95H25V94H24ZM34 95H35V93H34ZM38 95H39V94H38ZM62 95H63V94H62ZM62 95H61V97H62ZM78 95H79V94H78ZM118 95H119V94H118ZM121 95H122V94H121ZM125 95H126V94H125ZM142 95H144V94H142ZM147 95H148V94H147ZM12 96H13V95H12ZM19 96H21V94H20ZM19 96H18V97H19ZM28 96H29V95H28ZM67 96H68V95H67ZM82 96H83V95H82ZM82 96H81V97H82ZM86 96H88V95H86ZM108 96H109V95H108ZM112 96H113V95H112ZM22 97H23V96H22ZM50 97H51V96H50ZM95 97H96V96H95ZM97 97H100L99 94H98ZM117 97H118V96H117ZM131 97H132V96H131ZM134 97L136 98V96H133V98H134ZM144 97H145V96H144ZM32 98H33V96H32ZM51 98H52V97H51ZM74 98H75V97H74ZM101 98H102V97H101ZM11 99H12V98H11ZM16 99H17V98H16ZM30 99H31V98H30ZM44 99H45V98H44ZM53 99H54V98H53ZM84 99H85V98H84ZM109 99H111V96H110ZM123 99H124V98H123ZM123 99H122V97H121V99H120V100L122 101V103H123V101L126 100V99H124V100H123ZM139 99H140V98H139ZM172 99H173V97H172ZM0 100H1V99H0ZM38 100H39V99H38ZM68 100H69V99H68ZM81 100H82V99H81ZM92 100H93V99H92ZM94 100H95V99H94ZM96 100H97V99H96ZM101 100H102V99H101ZM103 100H104V99H103ZM134 100L136 101V99H134ZM134 100H133V101H134ZM175 100H176V99H175ZM3 101H4V100H3ZM9 101H11V100H9ZM17 101H18V100H17ZM32 101H33V100H32ZM40 101H42V100H40ZM90 101H91V100H90ZM111 101H112V100H111ZM145 101H146V100H145ZM170 101H171V100H170ZM172 101H174V100H172ZM172 101H171V102H172ZM15 102H16V101H15ZM44 102H45V101H44ZM52 102L56 103L55 100L52 101ZM79 102H80V101H79ZM97 102H98V101H97ZM108 102H109V100H108ZM108 102H107V103H108ZM119 102H120V101H119ZM125 102H126V101H125ZM141 102H142V101H141ZM10 103H11V102H10ZM12 103L14 104V102H12ZM34 103H35V102H34ZM42 103H43V102H42ZM49 103H50V102H49ZM80 103H81V102H80ZM82 103H83V102H82ZM86 103H87V102H86ZM139 103H140V102H139ZM6 104H7V103H6ZM57 104H58V103H57ZM91 104H92V103H91ZM95 104H96V103H95ZM105 104H106V103H105ZM128 104H129V102H128ZM133 104H134V103H133ZM137 104H138V103H137ZM144 104H145V103H144ZM10 105H11V104H10ZM27 105H28V104H27ZM27 105H26V106H27ZM58 105H59V104H58ZM76 105H77V104H76ZM97 105H98V104H97ZM97 105H96V106H97ZM112 105H113V104H112ZM112 105H111V106H112ZM119 105H121V104H119ZM119 105H117V106H119ZM123 105H124V103H123ZM125 105H126V104H125ZM135 105H136V104H135ZM5 106H6V105H5ZM7 106H9V105H7ZM31 106H32V105H31ZM31 106H30V107H31ZM37 106H38V105H37ZM59 106H60V105H59ZM77 106H78V105H77ZM79 106H80V105H79ZM107 106H108V105H107ZM142 106H143V105H142ZM11 107H12V106H11ZM91 107H92V106H91ZM112 107H113V106H112ZM112 107H111V110H112ZM134 107H135V106H134ZM140 107H141V106H140ZM143 107H144V106H143ZM146 107H147V106H146ZM172 107H173V106H172ZM0 108H1V107H0ZM3 108H4V107H3ZM13 108H14V107H13ZM27 108H28V106H27ZM34 108H35V107H34ZM63 108H65V107H63ZM76 108H78V107H76ZM96 108H98V107H96ZM101 108H102V107H101ZM118 108H119V107H117V109H118ZM8 109H9V108H8ZM15 109H16V108H15ZM41 109H42V108H41ZM70 109H71V108H70ZM73 109H74V108H73ZM79 109H80V108H79ZM88 109H89V108H88ZM88 109H87V110H88ZM90 109H91V108H90ZM90 109H89V110H90ZM113 109H114V108H113ZM123 109H124V108H123ZM132 109H133V108H132ZM172 109H173V108H172ZM3 110H4V109H3ZM24 110H25V109H24ZM56 110H57V109H56ZM60 110H61V109H60ZM71 110H72V109H71ZM81 110H82V109H81ZM100 110H101V109H100ZM119 110H120V109H119ZM136 110H138V109H136ZM140 110H142V109H140ZM146 110H147V109H146ZM146 110H145V111H146ZM30 111H31V110H30ZM36 111H37V110H36ZM67 111H68V110H67ZM91 111L94 112V110H91ZM106 111H107V110H106ZM114 111H116V110H114ZM121 111H122V110H121ZM148 111H149V109H148ZM148 111H146V112H148ZM171 111H172V110H171ZM10 112H11V111H10ZM13 112H14V111H13ZM15 112H16V111H15ZM40 112H41V111H40ZM50 112H51V111H50ZM64 112H65V111H64ZM71 112H72V111H71ZM82 112L84 113V111H82ZM85 112H86V111H85ZM102 112H103V111H102ZM108 112H109V111H107V114H108ZM117 112H118V111H117ZM142 112H143V111H142ZM7 113H8V112H7ZM42 113H43V112H42ZM88 113H90V112H88ZM97 113H98V112H97ZM110 113H111V112H110ZM119 113H120V112H119ZM149 113H150V111H149ZM54 114H55V113H54ZM63 114H64V113H63ZM67 114H68V113H67ZM67 114H66V115H67ZM70 114H72V113H69V115H70ZM75 114H76V112H75ZM81 114H82V113H81ZM81 114H80V115H81ZM84 114H86V113H84ZM91 114H92V113H91ZM91 114H90V115H91ZM103 114H104V113H103ZM103 114H102V115H103ZM111 114H112V113H111ZM129 114H130V113H129ZM140 114H141V113H140ZM153 114H154V113H153ZM153 114H152V115H153ZM33 115H34V114H33ZM43 115H44V114H43ZM45 115H46V114H45ZM66 115H65V116H66ZM82 115H83V114H82ZM94 115H95V114H94ZM96 115H97V114H96ZM109 115H110V114H109ZM122 115H123V114H122ZM126 115H128V114H126ZM130 115H132V114H130ZM145 115H146V114H145ZM155 115H156V114H155ZM166 115H167V114H166ZM9 116H10V115H9ZM28 116H29V114H28ZM34 116H36V114H35ZM56 116H57V115H56ZM77 116H78V115H77ZM100 116H101V115H100ZM100 116H97V117H100ZM124 116H125V115H124ZM146 116H147V115H146ZM148 116H149V115H148ZM148 116H147V117H148ZM36 117H37V116H36ZM49 117H50V116H49ZM59 117H60V116H59ZM73 117H74V115H73ZM78 117H80V116H78ZM81 117H82V116H81ZM81 117H80V118H81ZM84 117H85V116H84ZM91 117H92V116H91ZM91 117H90V118H91ZM127 117H128V116H127ZM134 117H135V116H134ZM141 117H143V116L141 115ZM147 117H146V118H147ZM152 117H153V116H151V118H152ZM156 117H157V116H156ZM161 117H162V116H161ZM28 118H29V117H28ZM31 118H32V117H31ZM31 118H30V119H31ZM33 118H34V117H33ZM33 118H32V119H33ZM42 118H43V117H42ZM53 118H55V117H53ZM53 118H52V119H53ZM62 118H65V117H62ZM75 118H76V117H75ZM82 118H83V117H82ZM85 118H87V117H85ZM116 118H117V117H116ZM125 118H126V117H125ZM128 118H129V117H128ZM128 118H127V119H128ZM144 118H145V117H144ZM144 118H143V120H144ZM151 118H150V119H151ZM170 118H171V117H170ZM8 119H9V118H8ZM30 119H29V120H30ZM39 119H40V118H39ZM39 119H38V120H39ZM58 119H59V118H58ZM69 119H70V118H69ZM69 119H67V120H69ZM72 119H73V118H72ZM93 119H94V118H93ZM127 119H126V120H127ZM129 119H130V118H129ZM141 119H142V118H141ZM141 119H138V120H141ZM150 119H149V122H151ZM152 119H153V118H152ZM163 119H164V118H163ZM165 119H166V118H165ZM34 120H35V118H34ZM76 120H77V119H76ZM98 120H99V119H98ZM23 121H24V120H23ZM51 121H52V120H51ZM54 121H55V120H54ZM81 121H82V120H81ZM84 121H85V120H84ZM115 121H116V120H115ZM115 121H114V122H115ZM117 121H118V120H117ZM145 121H146V120H145ZM159 121H160V120H159ZM9 122H10V121H9ZM20 122H21V121H20ZM25 122H26V120H25ZM32 122H33V121H32ZM57 122H58V121H57ZM69 122H70V120H69ZM71 122H72V121H71ZM74 122H75V121H74ZM123 122H124V121H123ZM26 123H27V122H26ZM28 123H29V122H28ZM34 123H36V122H34ZM50 123H51V122H50ZM52 123H53V122H52ZM65 123H66V122H65ZM99 123H100V122H99ZM103 123H104V121H103ZM108 123H109V121H108ZM142 123H143V121H142ZM146 123H147V122H146ZM154 123H155V122H154ZM157 123H158V122H157ZM159 123H160V122H159ZM14 124H16V123H14ZM22 124H24V123L22 122ZM22 124H21V125H22ZM29 124H30V123H29ZM39 124H40V123H39ZM53 124H54V123H53ZM66 124H68V123H66ZM69 124H70V123H69ZM115 124H116V122H115ZM21 125H20V126H21ZM26 125H27V124H26ZM36 125H38V124H36ZM41 125H42V124H41ZM48 125H50V124H48ZM76 125H77V124H76ZM104 125H106V123H105ZM142 125H143V124H142ZM23 126H25V125H23ZM23 126H22V128H23ZM60 126H61V125H60ZM60 126H59V127H60ZM69 126H70V125H69ZM86 126H87V125H86ZM116 126H118V125H116ZM126 126H127V125H126ZM139 126H140V125H139ZM139 126H137V127H139ZM42 127H43V126H42ZM42 127H41V129H42ZM47 127H49V126H47ZM47 127H45V128H47ZM54 127H55V126H54ZM56 127H57V126H56ZM77 127H78V126H77ZM81 127H82V126H81ZM120 127H121V126H120ZM17 128H18V127H17ZM19 128H20V130H22L21 127H19ZM27 128H28V127H26V129H27ZM31 128H32V126H31ZM39 128H40V127H39ZM70 128H71V127H70ZM87 128H88V127H87ZM123 128H124V127H123ZM125 128H126V127H125ZM141 128H142V127H141ZM143 128H144V127H143ZM164 128H165V127H163V129H164ZM23 129H24V128H23ZM26 129H25V130H26ZM28 129H30V128H28ZM32 129H33V128H32ZM52 129H53V128H52ZM66 129H68V128H66ZM94 129H95V128H94ZM172 129H173V128H172ZM17 130H18V129H17ZM17 130H16V132H18ZM39 130H40V129H39ZM43 130H45V129H43ZM53 130H54V129H53ZM63 130H64V129H63ZM87 130H88V129H87ZM107 130H108V128H107ZM107 130H106V131H107ZM116 130H117V129H116ZM116 130H115V131H116ZM145 130H146V129H145ZM154 130H157V129H154ZM159 130H161V129H159ZM22 131H24V130H22ZM29 131H30V130H29ZM88 131H89V130H88ZM122 131H123V129H122ZM143 131H144V130H143ZM172 131H174V130H172ZM30 132H31V131H30ZM34 132H35V131L33 130L32 133H34ZM49 132H50V130H49ZM51 132H52V131H51ZM68 132H69V131H68ZM91 132H92V130H91ZM104 132H105V131H104ZM107 132H108V131H107ZM109 132H110V131H109ZM116 132H117V131H116ZM116 132H114V133H116ZM118 132H119V131H118ZM150 132H151V131H150ZM1 133H2V132H1ZM12 133H13V132H12ZM27 133H28V132H27ZM39 133H41V131H40ZM42 133H43V132H42ZM66 133H67V132H65V134H66ZM71 133H74V132H71ZM89 133H90V132H89ZM97 133H98V132H97ZM120 133H121V132H120ZM123 133H124V132H122L121 135L124 136ZM131 133H132V131H131ZM145 133H146V131H145ZM145 133H144V134H145ZM152 133H153V132H152ZM155 133H156V132H155ZM157 133H158V132H157ZM177 133H178V132H177ZM179 133H180V132H179ZM6 134H7V133H6ZM14 134H15V133H14ZM18 134H20V133H18ZM23 134H24V133H23ZM29 134H30V133H29ZM68 134H69V133H68ZM75 134H76V133H75ZM80 134H81V132H80ZM99 134H100V133H99ZM129 134H130V133H129ZM139 134H140V131H139ZM149 134H150V133H149ZM168 134H169V133H168ZM174 134H176V133H174ZM180 134H181V133H180ZM180 134H179V135H180ZM15 135H16V134H15ZM25 135H26V134H25ZM33 135H35V133H34ZM43 135H44V134H43ZM45 135H46V134H45ZM49 135H50V134H49ZM49 135H47V136H49ZM52 135H53V134H51V136H52ZM76 135H77V134H76ZM112 135H113V134H112ZM126 135H127V134H126ZM142 135H143V133H142ZM159 135H160V133H159ZM1 136H2V135H1ZM8 136H9V135H8ZM12 136H13V135H12ZM19 136H20V135H19ZM28 136H29V135H28ZM51 136H50V137H51ZM55 136H56V135H55ZM100 136H101V135H100ZM102 136H103V135H102ZM105 136H106V135H105ZM133 136H134V135H133ZM151 136H152V135H151ZM162 136H163V135H162ZM162 136H161V137H162ZM16 137H17V135H16ZM32 137H33V136H32ZM61 137H62V136H61ZM66 137H67V136H66ZM69 137H70V136H69ZM76 137H77V136H76ZM83 137H84V136H83ZM125 137H126V136H125ZM135 137H136V136H135ZM144 137H145V136H144ZM148 137H149V136H148ZM167 137H168V136H167ZM169 137H170V136H169ZM0 138H1V137H0ZM6 138H7V137H6ZM17 138H18V137H17ZM20 138H23V137L20 136ZM24 138H25V137H24ZM36 138H37V136H36ZM77 138H78V137H77ZM77 138H76V139H77ZM97 138H98V137H97ZM101 138H102V137H101ZM126 138H127V137H126ZM139 138L141 139V137H139ZM153 138H154V136H153ZM155 138H156V137H155ZM155 138H154V140H155ZM157 138H158V137H157ZM170 138H172V137H170ZM173 138H174V137H173ZM1 139H2V138H1ZM7 139H8V138H7ZM12 139H13V138H12ZM28 139H29V138H28ZM47 139H49V138H47ZM47 139H45V140H47ZM64 139H66V138H64ZM84 139H85V138H84ZM106 139H107V137H106ZM114 139H115V138H114ZM3 140H5V139H3ZM3 140H2V141H3ZM13 140H14V139H13ZM16 140H17V139H16ZM26 140H27V137H26ZM31 140H32V139H31ZM36 140H37V139H36ZM67 140H68V139H67ZM133 140L135 141V139H133ZM150 140H152V138H150ZM156 140H157V139H156ZM158 140H159V139H158ZM164 140H166V139H164ZM9 141H10V140H9ZM22 141H23V140H22ZM22 141L20 140V142H22ZM27 141H28V140H27ZM38 141H39V143H40L41 140L38 139ZM49 141H50V140H48V142H49ZM55 141H56V140H55ZM55 141H54V142H55ZM60 141H61V139H60ZM85 141H86V140H85ZM5 142H6V141H5ZM16 142H17V141H16ZM31 142H32V141H31ZM36 142H37V141H36ZM41 142H42V141H41ZM51 142H52V141H51ZM51 142H50V143H51ZM76 142H77V141H76ZM76 142H75V143H76ZM102 142H103V140H102ZM104 142H105V140H104ZM126 142H127V141H126ZM132 142H133V141H132ZM146 142H147V140L145 141V143H146ZM148 142H149V144H150V141H148ZM18 143H19V142H18ZM18 143L16 144V146L19 145ZM23 143H24V142H23ZM25 143L28 145V142H25ZM29 143H30V142H29ZM32 143H33V142H32ZM37 143H38V142H37ZM50 143H48V144L46 143L47 146H48ZM67 143H68V142H67ZM79 143H80V142H79ZM83 143H84V142H83ZM94 143H95V142H94ZM117 143H118V142H117ZM1 144H2V143H1ZM9 144H10V143H9ZM26 144L23 145V146H24V147L27 146ZM34 144H35V143H34ZM41 144H43V143H41ZM55 144H56V143H55ZM64 144H66V143H64ZM69 144H70V143H69ZM88 144H91V143H88ZM126 144H128V143H126ZM44 145H45V144H44ZM58 145H59V144H58ZM91 145H92V144H91ZM98 145H99V144H98ZM114 145H115V144H114ZM119 145H120V144H119ZM131 145H132V144H131ZM163 145H164V144H163ZM4 146H5V145H4ZM36 146H37V145H36ZM36 146H35V147H36ZM47 146H46V147H47ZM49 146H50V145H49ZM55 146H56V145H55ZM55 146H54V147H55ZM67 146H68V145H67ZM121 146H122V145H121ZM126 146H127V145H126ZM152 146H153V145H152ZM161 146H162V145H161ZM12 147H13V146H12ZM17 147H18V146H17ZM30 147H31V146H30ZM42 147H43V146H40V148H42ZM46 147H43V148H46ZM56 147H57V146H56ZM71 147H72V146H71ZM86 147H87V146H86ZM89 147H90V146H89ZM89 147H87V148H89ZM92 147H93V145H92ZM94 147H95V146H94ZM116 147H117V146H116ZM134 147H135V145H134ZM143 147H144V146H143ZM36 148H37V147H36ZM125 148H126V147H125ZM128 148H129V147H128ZM136 148H137V147H136ZM136 148H134V149H136ZM164 148H165V147H164ZM20 149H21V148H20ZM22 149H23V148H22ZM47 149H49V147L46 148V150H47ZM57 149H59V148H57ZM62 149H63V148H62ZM64 149H66V148H64ZM70 149H71V148H70ZM70 149H69V151H70ZM115 149H116V148H115ZM123 149H124V148H123ZM143 149H144V148H143ZM2 150H3V149H2ZM30 150H31V149H30ZM32 150H33V149H32ZM37 150H38V149H37ZM43 150H44V149H43ZM54 150H55V149H54ZM124 150H125V149H124ZM126 150H127V149H126ZM161 150H162V149H161ZM14 151H15V150H14ZM16 151H17V150H16ZM16 151H15V153H17ZM22 151H23V150H22ZM35 151H36V150H35ZM39 151H40L39 153H41V150H39ZM60 151H61V149H60ZM60 151H59V152H60ZM69 151H68V152H69ZM73 151H74V150H73ZM73 151H72V152H73ZM92 151H94V148L92 149ZM122 151H123V150H122ZM134 151H135V150H134ZM156 151H157V150H156ZM1 152H2V151H1ZM5 152H6V151H5ZM18 152H20V151H18ZM23 152L25 153V149H24ZM30 152H31V151H30ZM42 152H43V151H42ZM45 152H46V151H45ZM52 152H53V151H52ZM64 152H65V150H64ZM70 152H71V151H70ZM70 152H69V153H70ZM90 152H91V151H90ZM106 152H107V151H106ZM108 152H109V151H108ZM118 152H119V151H118ZM123 152H125V151H123ZM131 152H132V151H131ZM137 152H138V151H137ZM142 152H143V151H142ZM144 152H145V151H144ZM11 153H12V152H11ZM26 153H27V151H26ZM32 153H33V151H32ZM35 153H36V152H35ZM47 153H48V152H47ZM54 153H55V152H54ZM66 153H67V152H66ZM74 153H75V152H74ZM95 153H96V152H95ZM98 153H99V152H98ZM120 153H121V149H120ZM158 153H159V151H158ZM239 153H240V151H239ZM250 153H251V152H250ZM262 153H263V152H262ZM20 154H21V152H20ZM22 154H23V153H22ZM57 154H58V153H57ZM76 154H77V153H76ZM78 154H79V153H78ZM82 154H83V153H82ZM82 154H81V155H82ZM116 154H117V151H116ZM121 154H122V153H121ZM139 154H140V152H139ZM188 154H189V153H188ZM188 154H187V155H188ZM245 154H246V152H245ZM15 155H17V154H15ZM49 155H50V151H49ZM97 155H98V154H97ZM111 155H112V154H111ZM125 155H126V154H125ZM140 155H141V154H140ZM140 155H139L138 157H140ZM145 155H146V154H145ZM159 155H160V154H159ZM21 156H23V155H21ZM28 156H29V155H28ZM41 156H42V154H41ZM46 156H47V155H46ZM70 156H71V155H70ZM104 156H106V155H104ZM121 156H123V155H121ZM245 156H246V155H245ZM3 157H6V156H3ZM8 157H9V156H7L6 159H8ZM19 157H20V156H19ZM19 157H18V158H19ZM30 157H31V155L29 156V158H30ZM54 157H55V156H54ZM65 157H66V156H65ZM71 157H72V156H71ZM84 157H85V156H84ZM108 157H109V156H108ZM124 157H125V156H124ZM187 157H188V156H187ZM221 157H222V156H221ZM228 157H229V156H228ZM247 157H248V156H247ZM249 157H250V156H249ZM0 158H2V157H0ZM11 158H12V157H11ZM16 158H17V157H16ZM42 158H43V157H42ZM55 158H56V157H55ZM61 158H62V156H61ZM101 158H102V157L99 158L100 161H101ZM104 158H106V157H104ZM109 158H110V157H109ZM155 158H156V157H155ZM155 158H154V159H155ZM167 158H168V157H167ZM176 158H177V157H176ZM225 158H226V157H225ZM257 158H258V157H257ZM3 159H4V158H3ZM6 159H5V160H6ZM13 159H14V158H13ZM19 159H20V158H19ZM36 159H37V158H36ZM38 159H39V158H38ZM58 159H59V158H58ZM159 159H160V158H159ZM178 159H180V158H178ZM5 160H4V161H5ZM8 160H9V159H8ZM8 160H7V161H8ZM15 160H16V159H15ZM15 160H13V162H14ZM20 160L22 161V159H20ZM39 160H40V159H39ZM39 160H37V161H39ZM53 160H54V159H53ZM64 160H65V158H64ZM79 160H81L80 157H79ZM82 160H83V159H82ZM102 160H104V159L102 158ZM115 160H116V159H115ZM156 160H157V158H156ZM166 160H167V159H166ZM215 160H216V159H215ZM247 160H248V159H247ZM261 160H262V159H261ZM263 160H264V159H263ZM0 161H1V160H0ZM9 161H10V160H9ZM40 161H41V160H40ZM42 161H43V159H42ZM59 161H60V160H59ZM59 161H56V163L59 162ZM76 161H77V160H76ZM138 161H139V160H138ZM154 161H155V160H154ZM167 161H168V160H167ZM179 161H180V160H179ZM182 161H183V160H182ZM189 161H190V160H189ZM47 162H48V161H47ZM81 162H82V161H81ZM142 162H143V161H142ZM190 162H191V161H190ZM212 162H214V161H212ZM212 162H211V163H212ZM259 162H261V161H259ZM14 163H16V162H14ZM18 163H19V162H18ZM40 163H41V162H40ZM52 163H54V162H52ZM63 163H65V162L63 161ZM130 163H131V162H130ZM133 163H135V162H133ZM168 163H169V162H168ZM205 163H206V162H205ZM253 163H255V162H253ZM2 164H4L3 161H2ZM35 164H36V163H35ZM101 164H102V163H101ZM197 164H198V163H197ZM199 164H200V163H199ZM203 164H204V163H203ZM232 164H233V163H232ZM234 164H235V163H234ZM0 165H1V164H0ZM15 165H16V164H15ZM20 165H21V164H20ZM20 165H19V166H20ZM48 165H49V164H48ZM65 165H66V163H65ZM109 165H110V164H109ZM129 165H130V164H129ZM129 165H128V166H129ZM145 165H147V164H145ZM158 165H159V164H158ZM183 165L185 166V164H183ZM186 165H187V164H186ZM191 165H192V164H191ZM200 165H201V164H200ZM205 165H207V163H206ZM209 165H210V164H209ZM224 165H225V164H224ZM21 166H22V165H21ZM25 166H26V165H25ZM32 166H34V165H32ZM36 166H38V165H36ZM41 166H42V165H41ZM57 166H58V165H57ZM98 166H99V165H98ZM98 166H97V167H98ZM116 166H117V165H116ZM119 166H120V165H119ZM128 166H127V170H128V168H129ZM149 166H151V165H149ZM152 166H153V165H152ZM180 166H181V165H180ZM187 166H188V165H187ZM203 166H204V165H202V167H203ZM263 166H264V165H263ZM3 167L6 168L7 166H6V165H5V166L3 165ZM23 167H24V166H23ZM26 167H27V166H26ZM107 167H108V166H107ZM117 167H118V166H117ZM145 167H146V166H145ZM163 167H164V166H163ZM166 167H167V166H166ZM166 167H165V168H166ZM168 167H169V166H168ZM198 167H199V166H198ZM200 167H201V166H200ZM0 168H1V166H0ZM5 168H4V169H5ZM9 168H10V167H9ZM55 168H56V167H55ZM57 168H58V167H57ZM64 168H65V167H64ZM64 168H63V169H64ZM68 168H69V166H68ZM104 168H105V167H104ZM118 168H120V167H118ZM165 168H164V169H165ZM169 168H171V167H169ZM175 168H176V167H175ZM180 168H181V167H180ZM191 168H192V167H191ZM193 168H194V167H193ZM193 168H192V169H193ZM4 169H3V171H4ZM13 169H14V168H13ZM24 169H25V167H24ZM26 169H27V168H26ZM33 169H34V168H33ZM45 169H46V168H45ZM53 169H54V168H53ZM65 169H66V168H65ZM75 169H76V168H75ZM96 169H97V168H96ZM108 169H109V168H108ZM111 169H112V168H111ZM115 169H116V168H115ZM115 169H114V170H115ZM218 169H219V168H218ZM28 170H29V168H28ZM30 170H31V169H30ZM36 170H37V169H36ZM47 170H48V169H47ZM56 170H57V169H56ZM56 170H55V171H56ZM80 170H81V169H80ZM80 170H78V171H80ZM83 170H84V169H83ZM91 170H92V169H91ZM101 170H102V168H101ZM109 170H110V169H109ZM114 170H113V171H114ZM118 170H119V169H118ZM161 170H162V169H161ZM166 170L170 171L169 169H166ZM206 170H207V168H206ZM263 170H264V169H263ZM5 171H6V170H5ZM49 171H50V169H49ZM51 171H52V169H51ZM55 171H53V172H55ZM61 171H62V170H61ZM95 171H96V170H95ZM107 171H108V170H107ZM110 171H111V170H110ZM116 171H117V170H116ZM154 171H155V170H154ZM200 171H201V170H200ZM12 172H14V171H12ZM23 172H24V171H23ZM28 172H29V171H27L26 173H28ZM41 172H42V171H41ZM44 172H45V170H44ZM44 172H43V174H44ZM57 172H58V171H57ZM57 172H56V174H57ZM64 172H65V171H64ZM71 172H72V171H71ZM73 172H74V171H73ZM73 172H72V173H73ZM101 172H102V171H101ZM114 172H115V171H114ZM120 172H121V171H120ZM141 172H142V171H141ZM166 172H167V171H166ZM177 172H178V171H177ZM185 172H186V171H185ZM188 172H189V171H188ZM213 172H214V171H213ZM0 173H1V172H0ZM50 173H51V172H50ZM58 173H59V172H58ZM72 173H71V174H72ZM121 173H122V172H121ZM137 173H138V172H137ZM152 173H155V172H152ZM170 173H171V172H170ZM170 173H169V174H170ZM198 173L200 174L201 172H197V175H198ZM12 174H13V173H12ZM14 174H15V173H14ZM23 174H24V173H23ZM43 174H42V175H43ZM53 174H54V173H53ZM60 174H61V173H60ZM62 174H63V173H62ZM69 174H70V173H69ZM85 174H86V173H85ZM87 174H89V173H87ZM111 174H112V173L110 172V175H111ZM128 174H129V173H128ZM148 174H149V173H148ZM167 174H168V173H167ZM169 174H168V175H169ZM180 174H181V173H180ZM203 174H204V173H203ZM230 174H232V173H230ZM236 174H237V173H236ZM25 175H26V174H25ZM45 175H46V174H45ZM50 175H51V174H50ZM75 175H76V177H77V173H76ZM92 175L94 176L95 174H92ZM110 175H109V178H110ZM116 175H117V174H116ZM119 175H120V174H119ZM136 175H138V174H136ZM153 175H154V174H153ZM181 175H182V174H181ZM234 175H235V174H234ZM237 175H238V174H237ZM3 176H4V175H3ZM6 176H7V175H6ZM15 176H16V175H15ZM39 176H40V175H39ZM43 176H44V175H43ZM54 176H56V175H54ZM54 176H53V177H54ZM68 176H72V175H68ZM68 176H67V177H68ZM78 176H79V175H78ZM88 176H89V175H88ZM102 176H103V175H102ZM114 176H115V175H114ZM117 176H118V175H117ZM117 176H116V177H117ZM142 176H143V175H142ZM154 176H155V175H154ZM157 176H158V175H157ZM203 176H204V175H203ZM249 176H250V175H249ZM8 177H9V175H8ZM23 177H24V176H23ZM23 177H22V178H23ZM40 177L42 178V176H40ZM57 177H58V176H57ZM67 177H66V179H67ZM86 177H87V176H86ZM99 177H100V176H99ZM112 177H113V176H112ZM128 177H129V176H128ZM170 177H171V176H170ZM172 177H173V176H172ZM196 177H197V176H196ZM198 177H199V175H198ZM228 177H230V176H228ZM1 178H2V177H1ZM17 178H18V177H17ZM61 178H62V176H61ZM64 178H65V177H64ZM87 178H88V177H87ZM100 178H101V177H100ZM102 178H103V177H102ZM109 178H106V179H109ZM119 178H121V177H119ZM136 178H137V177H136ZM136 178H135V179H136ZM71 179H72V178H71ZM83 179H84V178H83ZM104 179H105V178H104ZM116 179H117V178H116ZM123 179H124V178H123ZM128 179H129V178H128ZM128 179H127V180H128ZM141 179H142V178H141ZM153 179H154V178H153ZM153 179H152V180H153ZM179 179H180V178H179ZM198 179H199V178H198ZM6 180H7V179H6ZM9 180H10V179H9ZM14 180H15V179H14ZM44 180H45V178H44ZM50 180H51V179H50ZM74 180H75V179H74ZM85 180H86V179H85ZM102 180H103V179H102ZM124 180H125V179H124ZM131 180H132V179H131ZM175 180H176V177H175ZM2 181H3V180H1V182H2ZM27 181H28V180H27ZM57 181H58V180H57ZM59 181H60V180H59ZM64 181H65V180H64ZM69 181H72V180H69ZM86 181H87V180H86ZM91 181H92V180H91ZM93 181H94V180H93ZM95 181H96V180H95ZM115 181H116V180H115ZM119 181H120V180H119ZM129 181H130V180H129ZM188 181H189V180H188ZM191 181H192V180H191ZM198 181H200V180H198ZM219 181H220V180H219ZM3 182H4V181H3ZM3 182H2V183H3ZM83 182H84V181H82V183H83ZM122 182H123V181H122ZM134 182H135V181H134ZM145 182H146V181H145ZM152 182H153V181H152ZM152 182H151V183H152ZM162 182H163V181H162ZM195 182H196V181H195ZM201 182H202V180H201ZM203 182H204V181H203ZM205 182H206V181H205ZM220 182H221V181H220ZM16 183H17V182H16ZM25 183H26V182H25ZM119 183H120V182H119ZM123 183H124V182H123ZM141 183H143V182L141 181ZM149 183H150V182H149ZM154 183H156V180H155ZM168 183H169V182H168ZM189 183H190V182H189ZM197 183H199V182H197ZM206 183H207V182H206ZM8 184H9V183H8ZM11 184H12V183H11ZM13 184H14V183H13ZM28 184H29V183H28ZM89 184H90V182H89ZM101 184H102V183H101ZM114 184H115V183H114ZM116 184H117V182H116ZM152 184H153V183H152ZM162 184H163V183H162ZM166 184H167V183H166ZM170 184H171V183H170ZM5 185H6V184H5ZM23 185H24V184H23ZM30 185H31V184H30ZM110 185L112 186V184H110ZM117 185H119V184H117ZM139 185H140V184H139ZM141 185H142V184H141ZM141 185H140V186H141ZM171 185H172V184H171ZM191 185H193V184H191ZM191 185H190V186H191ZM201 185H202V184H201ZM206 185H207V184H206ZM208 185H209V184H208ZM213 185H214V184H213ZM8 186H10V184H9ZM8 186H7V187H8ZM38 186H39V185H38ZM71 186H72V185H71ZM71 186H70V187H71ZM91 186H93V185H91ZM104 186H105V184H104ZM104 186H103V187H104ZM124 186H125V185H124ZM124 186H123V187H124ZM131 186H132V185H131ZM175 186L178 187V185H175ZM198 186H199V184H198ZM198 186H197V187H198ZM1 187H3V186H1ZM20 187H21V186H20ZM25 187H26V186H25ZM42 187H44V185H43ZM77 187H78V186H77ZM81 187H83V186H81ZM100 187H102V186H100ZM114 187H115V186H114ZM132 187H133V186H132ZM170 187H171V186H170ZM203 187H204V186H203ZM203 187H202V188H203ZM206 187H207V186H206ZM208 187H209V186H208ZM12 188H13V187H12ZM18 188H19V187H18ZM30 188H31V187H30ZM85 188H87V187H85ZM94 188H95V187H94ZM105 188H106V186H105ZM133 188H134V187H133ZM191 188H192V186H191ZM191 188H190V189H191ZM200 188H201V187H200ZM6 189H7V188H5V190H6ZM15 189H16V188H15ZM32 189H33V188H32ZM32 189H31V190H32ZM52 189H53V188H52ZM71 189H72V188H69V190H71ZM100 189H101V188H100ZM124 189H125V188H124ZM161 189H162V188H161ZM193 189H195V188H193ZM35 190H36V187H35ZM58 190H59V189H58ZM69 190H68V191H69ZM75 190H76V188H75ZM83 190H84V189H83ZM88 190H89V188H88ZM94 190H95V189H94ZM125 190H126V189H125ZM136 190H137V189H136ZM136 190H135V191H136ZM188 190H189V189H188ZM206 190H207V189H206ZM7 191H9V190H7ZM23 191H24V190H23ZM36 191H37V190H36ZM38 191H39V190H38ZM60 191H61V190H59V192H60ZM77 191H78V190H77ZM96 191H97V190H96ZM104 191H105V190H104ZM158 191H160V190H158ZM196 191H198V190H196ZM201 191H202V189L200 190L199 193H201ZM207 191H208V190H207ZM14 192H15V190H14ZM41 192H42V191H41ZM56 192H57V191H56ZM87 192H89V191H87ZM117 192H118V191H117ZM126 192H127V191H126ZM126 192H125V193H126ZM163 192H164V191H163ZM169 192H170V191H169ZM187 192H188V191H187ZM209 192H211V191H209ZM17 193H18V192H17ZM25 193H26V192H25ZM31 193H32V192H31ZM35 193H36V192H35ZM49 193H50V192H49ZM76 193H77V192H76ZM76 193H75V194H76ZM80 193H81V192H80ZM84 193H85V192H84ZM97 193H98V192H97ZM113 193H114V192H113ZM118 193H119V195H122V194H120V192H118ZM134 193H135V192H134ZM166 193H167V192H166ZM189 193H190V192H189ZM193 193H194V191H193ZM193 193H192V194H193ZM195 193H196V192H195ZM199 193H198V194H199ZM19 194H20V193H19ZM43 194H44V193H43ZM61 194H62V193H61ZM95 194H96V193H95ZM95 194H94V195H95ZM111 194H112V192H111ZM130 194H131V193H130ZM174 194H176V193H174ZM174 194L172 193V195H174ZM196 194H197V193H196ZM2 195H4V194H2ZM14 195H15V194H14ZM25 195H26V194H25ZM59 195H60V194H59ZM81 195H82V194H81ZM88 195H89V194H88ZM169 195H171V194H169ZM172 195H171V196H172ZM208 195H210V194L208 193ZM15 196H16V195H15ZM15 196H12V198L15 197ZM20 196H21V195H20ZM36 196H38V195H36ZM61 196H62V195H61ZM63 196H64V195H63ZM66 196H67V194H66ZM77 196H78V195H77ZM163 196H164V195H163ZM165 196H166V194H165ZM165 196H164V197H165ZM167 196H168V195H167ZM189 196H190V195H189ZM199 196H201V194L198 195V197H199ZM22 197H23V196H22ZM29 197H30V196H29ZM31 197H32V196H31ZM43 197H44V196H43ZM59 197H60V196H59ZM72 197H73V196H72ZM84 197H85V196H84ZM154 197H155V196H154ZM190 197H191V196H190ZM206 197H207V196H206ZM27 198H28V197H27ZM44 198H45V197H44ZM77 198H78V197H77ZM117 198H118V196H117ZM155 198H156V197H155ZM155 198H154V200H155ZM167 198H169V197H167ZM176 198H177V197H176ZM178 198H179V197H178ZM194 198H196V197H194ZM194 198H193V199H194ZM203 198H204V196H203ZM14 199H15V198H14ZM38 199H39V198H38ZM67 199H68V198H67ZM88 199H89V198H88ZM102 199H103V198H101V200H102ZM193 199H192V200H193ZM204 199H206V198H204ZM210 199H211V198H210ZM23 200H27V199H23ZM34 200H35V199H34ZM36 200H37V199H36ZM55 200H56V199H55ZM59 200H61V199H59ZM77 200H79V199H77ZM115 200H116V199H115ZM181 200H182V199H181ZM202 200H203V199H202ZM53 201H54V200H53ZM74 201H75V200H74ZM80 201H81V200H80ZM84 201H85V200H84ZM117 201H118V200H117ZM117 201H116V203H117ZM175 201H176V200H175ZM187 201H188V200H187ZM193 201H194V200H193ZM54 202H55V201H54ZM66 202H68V201L66 200ZM66 202H65V203H66ZM75 202H76V201H75ZM87 202H88V201H87ZM185 202H186V201H185ZM188 202H189V201H188ZM194 202H195V201H194ZM206 202H207V201H206ZM9 203H10V202H9ZM12 203H13V202H12ZM22 203H23V202H22ZM30 203H31V202H30ZM56 203H59V202L56 200ZM176 203H179V202L176 201ZM186 203H187V202H186ZM201 203H202V202H201ZM15 204H16V203H15ZM62 204H63V203H62ZM83 204H84V203H83ZM87 204H88V203H87ZM98 204H100V203H98ZM135 204H136V205H140L139 202H138V204H137V202H136ZM135 204H134V205H135ZM163 204H164V203H163ZM180 204H181V203H180ZM182 204H184V203H182ZM189 204H190V203H189ZM189 204L187 203V204L184 205V206H187V205H189ZM191 204H192V202H191ZM10 205H11V204H10ZM23 205H24V204H23ZM37 205H38V204H37ZM50 205H51V203H50ZM53 205H54V204H53ZM58 205L60 206V204H58ZM76 205H78V203H77ZM79 205H80V204H79ZM204 205H205V204H204ZM39 206H40V205H39ZM43 206H44V205H43ZM61 206H62V205H61ZM177 206H178V205H176V207H177ZM182 206H183V205H182ZM184 206H183V207H184ZM201 206H202V205H201ZM47 207H48V206H47ZM82 207H83V206H82ZM34 208H36V207L34 206ZM38 208H40V207H38ZM187 208H188V207H187ZM208 208H209V207H208ZM214 208H215V207H214ZM2 209H3V208H2ZM14 209H15V208H14ZM28 209H29V208H28ZM30 209H31V208H30ZM40 209L42 210V208H40ZM177 209H180V208H177ZM196 209H197V208H196ZM201 209H202V208H201ZM206 209H207V208H206ZM56 210H57V207H56ZM76 210H77V209H76ZM84 210H85V209H84ZM86 210H87V209H86ZM185 210H186V209H185ZM23 211H24V210H23ZM25 211H26V209H25ZM29 211H30V210H29ZM34 211H35V209H34ZM43 211H44V209H43ZM47 211H48V209H47ZM87 211H89V210H87ZM92 211H93V210H92ZM96 211H97V210H96ZM115 211H116V210H114V212H115ZM178 211H179V210H178ZM178 211H177V212H178ZM26 212H27V211H26ZM56 212H57V211H56ZM66 212H67V211H66ZM75 212H76V211H75ZM77 212H78V211H77ZM85 212H86V211H85ZM107 212H108V211H107ZM187 212H189V211H187ZM198 212H199V211H198ZM200 212H201V211H200ZM101 213L103 214L102 211H101ZM120 213H121V212H120ZM191 213H192V212H191ZM195 213H196V212H195ZM207 213H208V212H207ZM207 213H206V214H207ZM2 214H4V213H2ZM87 214H88V213H87ZM105 214H106V213H105ZM197 214H199V213H197ZM197 214H196V215H193V216H197ZM200 214H201V213H200ZM212 214H213V213H212ZM21 215H22V214H21ZM28 215H29V214H28ZM31 215L34 216V214H32V213H31ZM56 215H57V214H56ZM74 215H75V213H74ZM79 215H81V214H79ZM82 215H83V213H82ZM89 215H90V214H89ZM208 215H209V214H208ZM125 216H126V215H125ZM136 216H137V214H136ZM136 216H135V217H136ZM209 216H210V215H209ZM35 217H36V216H35ZM55 217H56V216H55ZM81 217H83V216H81ZM99 217H100V216H99ZM120 217H123V216H120ZM128 217H129V216H128ZM132 217H133V216H132ZM179 217H180V216H179ZM187 217H188V216H187ZM210 217H211V216H210ZM9 218H10V217H9ZM22 218H23V217H22ZM27 218H28V217H27ZM36 218H37V217H36ZM38 218H39V215H38ZM46 218H47V217H46ZM46 218H45V219H46ZM48 218H49V217H48ZM56 218H57V217H56ZM61 218H62V217H61ZM63 218H64V217H63ZM72 218H73V217H72ZM74 218H75V216H74ZM74 218H73V219H74ZM92 218H93V217H92ZM96 218H97V217H96ZM96 218H95V219H96ZM123 218H124V217H123ZM123 218H122V219H123ZM152 218H153V216H152ZM213 218H215V217H212V219H213ZM25 219H26V218H25ZM29 219H30V218H29ZM40 219H41V217H40ZM57 219H58V218H57ZM59 219H60V218H59ZM133 219H134V218H133ZM161 219H162V218H161ZM196 219H197V218H196ZM206 219H207V218L205 217V220H206ZM215 219H217V218H215ZM6 220H7V219H6ZM9 220H11V219H9ZM17 220H18V219H16V222H17ZM129 220H130V217H129ZM180 220H181V218H180ZM183 220H185V219H183ZM11 221H12V220H11ZM21 221H23V220L21 219ZM24 221H25V220H24ZM41 221H42V220H41ZM57 221H58V220H57ZM72 221H73V220H72ZM161 221H162V220H161ZM164 221H165V219H164ZM219 221H220V220H219ZM219 221H217V222L214 221V222L218 223ZM221 221H223V220H221ZM4 222H5V221H4ZM8 222H9V221H8ZM14 222H15V221H14ZM29 222H31V221H30V220L28 221V225H29ZM115 222H116V221H115ZM129 222H131V220H130ZM156 222H157V221H156ZM205 222H206V221H205ZM212 222H213V221H212ZM31 223H32V222H31ZM42 223H43V222H42ZM49 223H50V222H49ZM77 223H78V222H77ZM99 223H100V222H99ZM101 223H103V222H101ZM106 223H107V222H106ZM126 223H127V222H126ZM132 223H133V222H132ZM132 223H131V224H132ZM166 223H167V222H166ZM223 223H224V222H223ZM6 224H7V223H6ZM22 224H23V223H22ZM83 224H84V223H83ZM104 224H105V223H104ZM112 224H113V223H112ZM164 224H165V223H164ZM185 224H186V223H185ZM187 224H188V223H187ZM199 224L201 225V223H199ZM10 225H11V224H10ZM19 225H20V224H19ZM44 225H45V224H44ZM113 225L115 226V225H117V224H113ZM120 225H121V224H120ZM154 225H155V224H154ZM156 225H157V224H156ZM190 225H191V223H190ZM195 225H196V224H195ZM203 225H204V224H203ZM211 225H212V224H211ZM219 225H220V224H219ZM219 225L217 224L218 227H219ZM3 226H4V225H3ZM15 226H16V224H15ZM15 226H14V227H15ZM73 226H74V225H73ZM121 226H122V225H121ZM157 226H158V225H157ZM163 226H165V225H163ZM166 226H167V224H166ZM166 226H165V227H166ZM206 226H208V225H206ZM220 226H223V225L221 224ZM224 226H225V225H224ZM9 227H10V226H9ZM46 227H47V226H46ZM86 227H87V226H86ZM86 227H85V228H86ZM90 227H92V224H91ZM125 227H126V226H125ZM208 227L211 228L210 225H209ZM12 228H13V227H12ZM30 228H31V227H30ZM50 228H51V227H50ZM70 228H71V227H70ZM118 228H119V227H118ZM120 228H121V227H120ZM126 228H128V227H126ZM159 228L162 229L161 227H159ZM201 228H202V225H201ZM205 228H206V227H205ZM209 228H208V229H209ZM224 228H225V227H224ZM224 228H223V229H224ZM25 229H27V227H26ZM67 229H68V228H67ZM67 229H66V230H67ZM106 229H107V228H106ZM192 229H193V228H192ZM195 229H196V228H195ZM202 229H203V228H202ZM262 229H264V228H262ZM2 230H3V229H2ZM17 230H18V232H20V231H19L20 229L17 228L16 231H17ZM120 230H121V233H122L123 228L120 229ZM120 230H119V231H120ZM126 230H127V229H126ZM152 230H153V229H152ZM155 230H156V229H155ZM163 230H164V229H163ZM166 230H167V229H166ZM188 230H190V229H188ZM196 230H197V229H196ZM46 231H47V230H46ZM55 231H56V230H55ZM71 231H72V230H71ZM71 231H70V234H71ZM79 231H80V230H79ZM129 231H130V230H129ZM194 231H195V230H194ZM203 231H205V230H203ZM203 231H202V232H203ZM222 231H223V230H221V232H222ZM262 231H263V230H262ZM36 232H37V231H36ZM60 232H61V231H60ZM68 232H69V231H68ZM130 232H131V231H130ZM172 232H173V231H172ZM179 232H180V231H179ZM200 232H201V231H200ZM205 232H206V231H205ZM205 232H203V233H205ZM207 232H209V231H207ZM8 233H9V232H8ZM10 233H11V231H10ZM74 233H75V231H74ZM104 233H105V232H104ZM115 233H116V232H115ZM117 233H120V232H117ZM125 233H126V232H125ZM170 233H171V231H170ZM180 233H181V232H180ZM197 233H199V232H197ZM46 234H47V233H46ZM56 234H57V232H56ZM130 234H131V233H130ZM175 234H176V232H175ZM183 234H184V233H183ZM186 234H187V233H186ZM189 234H190V231H189ZM194 234H196V233H194ZM262 234H263V233H262ZM6 235H7V233H6ZM27 235H28V233H27ZM59 235H60V234H59ZM66 235H67V234H66ZM96 235H97V234H96ZM102 235H103V234H102ZM108 235H109V231H108ZM124 235H125V234H124ZM127 235L129 236V233H128ZM132 235H133V234H132ZM190 235H191V234H190ZM199 235H200V234H199ZM199 235H198V236H199ZM223 235H224V234H223ZM259 235H260V234H259ZM1 236H2V235H1ZM28 236H29V235H28ZM35 236H36V235H35ZM38 236H39V235H38ZM55 236H56V235H55ZM55 236H54V237H55ZM70 236H71V235H70ZM81 236L83 237V235H81ZM105 236H106V235H105ZM121 236H122V235H121ZM136 236H137V235H136ZM186 236H187V235H186ZM192 236H193V235H192ZM224 236H225V235H224ZM230 236H232V235H230ZM262 236H264V235H262ZM20 237H21V236H20ZM26 237H27V236H26ZM40 237H41V236H40ZM52 237H53V236H52ZM62 237H64V236H61L60 238H62ZM73 237H74V236H73ZM95 237H96V236H95ZM101 237H102V236H101ZM133 237H134V236H133ZM225 237H227V236H225ZM1 238L3 239V236H2ZM9 238H10V237H9ZM15 238H16V237H15ZM27 238H28V237H27ZM49 238H50V237H49ZM57 238H59V237H57ZM70 238L72 239V237H70ZM123 238H124V236H123ZM129 238L132 239V236H130ZM134 238H136V237H134ZM179 238H180V237H179ZM189 238H190V237H189ZM196 238H197V237H196ZM260 238H261V237H260ZM4 239H5V238H4ZM12 239H13V238H12ZM17 239H18V237H17ZM39 239H41V238H39ZM52 239H53V238H52ZM62 239H63V238H62ZM90 239H91V238H90ZM92 239H93V238H92ZM102 239H105V237H103ZM117 239H118V238H117ZM120 239H122V237H121ZM137 239H138V238H137ZM192 239H193V238H192ZM230 239H231V238H230ZM236 239H237V238H236ZM261 239H263V238H261ZM9 240H10V239H9ZM18 240H19V239H18ZM30 240H31V239H30ZM56 240H57V239H56ZM81 240H82V239H81ZM81 240H80V241H81ZM93 240H94V239H93ZM133 240H134V239H133ZM177 240H178V239H177ZM184 240H186V239H184ZM196 240H198V239H196ZM196 240H195V241H196ZM11 241H12V240H11ZM23 241H24V240H23ZM28 241H29V240H28ZM51 241H53V240H50V242H51ZM59 241H60V239H58L57 243H59ZM115 241H116V240H115ZM129 241H130V240H129ZM219 241H220V240H219ZM225 241L227 242V240H225ZM232 241H233V240H232ZM0 242H1V241H0ZM83 242H84V241H83ZM102 242H103V241H102ZM132 242H133V241H132ZM182 242H183V241H182ZM197 242H198V241H197ZM220 242H221V241H220ZM11 243H12V242H11ZM16 243H17V242H16ZM35 243H36V242H35ZM41 243H42V242H41ZM65 243H66V242H65ZM65 243H64L63 245H65ZM89 243H90V242H89ZM98 243H99V241H98ZM98 243H97L96 245L99 246ZM121 243H122V242H121ZM125 243H126V242H125ZM179 243H180V241H179ZM183 243H184V242H183ZM186 243H187V242H186ZM222 243H225V242L223 241ZM227 243H228V242H227ZM230 243H232V242H230ZM260 243H261V242H260ZM12 244H13V243H12ZM53 244H55V243H53ZM77 244H78V243H77ZM111 244H112V243H111ZM114 244H115V243H114ZM256 244H257V243H256ZM13 245H14V244H13ZM49 245H50V244H49ZM75 245H76V244H75ZM105 245H106V244H105ZM138 245H139V244H138ZM141 245H142V244H141ZM141 245L139 246L140 248H141ZM183 245H185V243H184ZM193 245L195 246L194 243H193ZM260 245H263V244H260ZM10 246H11V244H10ZM56 246H57V244L55 245V247H56ZM58 246H59V245H58ZM76 246H77V245H76ZM87 246H88V245H87ZM109 246H110V245H109ZM185 246L187 247V245H185ZM6 247H7V245H6ZM59 247L61 248V246H59ZM59 247H58V248H59ZM80 247H81V246H80ZM96 247H97V246H96ZM112 247H113V246H112ZM134 247H135V246H134ZM254 247H255V246H254ZM260 247H261V246H260ZM48 248H49V247H48ZM52 248H54V247H52ZM64 248H65V247H64ZM64 248H63V249H64ZM98 248H99V247H98ZM100 248H101V247H100ZM100 248H99V249H100ZM103 248H104V247H103ZM109 248H110V247H109ZM123 248H125V247L123 246ZM261 248H263V247H261ZM2 249H3V248H2ZM9 249H10V247H9ZM14 249H15V248H14ZM42 249H43V248H42ZM44 249H45V248H44ZM68 249H69V248H68ZM68 249H66V250H68ZM71 249H72V248H71ZM79 249H80V248H79ZM96 249H97V248H96ZM110 249H111V248H110ZM144 249H145V248H144ZM195 249H196V248H195ZM235 249H236V248H235ZM237 249H238V248H237ZM7 250H8V248H7ZM20 250H21V249H20ZM46 250H49V249H47V247H46ZM90 250H91V249H90ZM108 250H109V249H108ZM135 250H136V249H135ZM187 250H188V249H187ZM187 250H186V251H187ZM223 250H224V249H223ZM1 251H2V250H1ZM41 251H42V250H41ZM63 251H64V250H63ZM75 251H76V249H75ZM86 251H87V250H86ZM98 251H99V250H98ZM120 251H121V250H120ZM142 251H143V250H142ZM144 251H146V249H145ZM144 251H143V252H144ZM188 251H189V250H188ZM13 252H14V251H13ZM30 252H31V251H30ZM50 252H51V251H50ZM50 252H49V253H50ZM56 252H57V251H56ZM61 252H62V251H61ZM64 252H65V251H64ZM89 252H90V251H89ZM107 252H108V251H107ZM112 252H113V251H112ZM112 252H111V253H112ZM118 252H119V251H118ZM129 252H130V251H129ZM154 252H155V251H154ZM157 252H158V251H157ZM157 252H156V253H157ZM170 252H171V251H170ZM177 252H178V251H177ZM177 252H176V253H177ZM180 252H181V251H180ZM190 252H191V251H190ZM192 252H193V251H192ZM216 252H217V251H216ZM225 252H226V251H225ZM7 253H8V252H6V253H4V254H7ZM14 253H15V252H14ZM19 253H20V252H19ZM24 253H25V252H24ZM40 253H41V252H40ZM40 253H38V254H40ZM45 253H46V252H45ZM45 253L43 252V254H45ZM57 253H58V252H57ZM65 253H66V252H65ZM102 253H103V252H102ZM105 253H106V252H105ZM119 253H120V252H119ZM121 253H122V252H121ZM125 253H126V252H125ZM127 253H128V252H127ZM133 253H134V252H133ZM165 253H166V252H165ZM165 253H164V254H165ZM220 253H221V252H220ZM227 253H228V252H227ZM237 253H238V252H237ZM237 253H236V254H237ZM82 254L84 255V254H86V253L83 252ZM103 254H104V253H103ZM103 254H101V255H103ZM117 254H118V253H117ZM129 254H130V253H129ZM131 254H132V253H131ZM169 254H170V253H169ZM213 254H214V253H213ZM222 254L224 255L223 252H222ZM78 255H79V254H78ZM80 255H81V254H80ZM83 255H81V256H82L81 258H84ZM151 255H152V254H151ZM210 255H212V254H210ZM214 255H215V254H214ZM4 256H5V255H4ZM21 256H22V255H21ZM39 256H41V255H39ZM47 256L49 257V255H47ZM50 256H51V255H50ZM58 256H59V253H58ZM124 256L126 257V255H124ZM133 256H134V255H133ZM133 256H132V257H133ZM148 256H149V255H148ZM158 256H160V255H158ZM170 256H171V255H170ZM177 256H178V253H177ZM45 257H46V256H45ZM97 257H98V256H97ZM99 257H100V256H99ZM101 257H102V256H101ZM106 257H107V255H106ZM112 257H113V256H112ZM115 257H116V256H115ZM224 257H225L226 259H228L226 256H224ZM5 258H6V257H5ZM33 258H34V257H33ZM77 258H78V257H77ZM102 258H103V257H102ZM102 258H101V259H102ZM142 258H143V257H142ZM165 258H166V257H165ZM169 258H170V257H169ZM182 258H185V257H182ZM194 258H195V257H194ZM208 258H210V257H208ZM9 259H10V258H9ZM20 259H21V258H20ZM35 259H36V258H35ZM43 259H44V258H43ZM54 259H55V258H54ZM54 259L51 258L52 261H53ZM87 259H89V258H87ZM94 259H95V258H94ZM110 259H111V258H110ZM110 259H109V260H110ZM125 259H126V258H125ZM127 259H128V258H127ZM127 259H126V260H127ZM132 259H133V258H132ZM132 259H130V260H132ZM146 259H147V258H146ZM185 259H186V258H185ZM249 259H250V258H249ZM0 260H1V258H0ZM3 260H4V259H3ZM15 260H16V258H15ZM33 260H34V259H33ZM55 260H56V259H55ZM55 260H54V261H55ZM60 260H61V259H60ZM62 260H63V259H62ZM85 260H86V259H85ZM160 260H161V259H160ZM178 260H179V259H178ZM186 260H187V259H186ZM205 260H206V259H205ZM228 260H229V259H228ZM256 260H257V259H256ZM27 261H28V260H27ZM39 261H40V260H39ZM49 261H50V259H49ZM54 261H53V262H54ZM82 261H83V259H82ZM87 261H88V260H87ZM97 261H98V260H97ZM99 261H100V260H99ZM115 261H116V260H115ZM117 261H118V260H117ZM136 261H137V260H136ZM148 261H149V260H148ZM180 261H182V260H180ZM203 261H204V260H203ZM206 261H207V260H206ZM206 261H204V262H206ZM224 261H225V260H224ZM3 262H4V261H3ZM9 262H10V261H9ZM20 262H21V261H20ZM22 262H23V260H22ZM36 262H37V261H36ZM40 262H41V261H40ZM50 262H51V261H50ZM58 262H59V261H58ZM71 262H72V261H71ZM90 262H91V261H90ZM107 262H108V261H107ZM120 262H121V261H120ZM123 262H124V261H123ZM127 262H128V261H127ZM134 262H135V260H134ZM155 262H156V261H155ZM161 262H162V260H161ZM193 262H194V261H193ZM204 262H202V264H203ZM7 263H8V262H7ZM51 263H52V262H51ZM77 263H79V262H77ZM83 263H84V262H83ZM85 263H86V262H85ZM109 263H111V262L109 261ZM112 263H113V260H112ZM116 263H118V262H116ZM177 263H178V262H177ZM189 263H190V262H189ZM208 263H209V262H208ZM208 263H206V264H208ZM240 263H241V262H240ZM36 264H37V263H36ZM43 264H44V263H43ZM45 264H46V263H45ZM67 264H68V263H67ZM98 264H100V263H98ZM105 264H106V263H105ZM118 264H120V263H118ZM146 264H148V262H147ZM181 264H182V263H181ZM183 264H184V263H183ZM193 264H194V263H193ZM196 264H197V262H196ZM199 264H200V263H199ZM255 264H264V256H260V257H259V260H258Z\"/></svg>","mask_w":264,"mask_h":264}]
</instances>
